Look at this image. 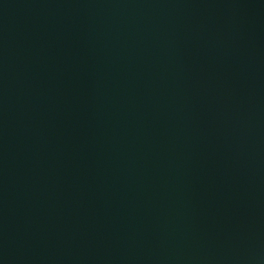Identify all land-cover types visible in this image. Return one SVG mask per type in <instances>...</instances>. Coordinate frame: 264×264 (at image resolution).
I'll return each mask as SVG.
<instances>
[{
    "label": "water",
    "instance_id": "obj_1",
    "mask_svg": "<svg viewBox=\"0 0 264 264\" xmlns=\"http://www.w3.org/2000/svg\"><path fill=\"white\" fill-rule=\"evenodd\" d=\"M0 264H264V0H0Z\"/></svg>",
    "mask_w": 264,
    "mask_h": 264
}]
</instances>
